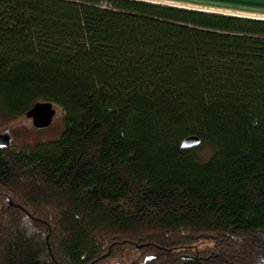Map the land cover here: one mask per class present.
I'll return each mask as SVG.
<instances>
[{
  "label": "trees",
  "instance_id": "1",
  "mask_svg": "<svg viewBox=\"0 0 264 264\" xmlns=\"http://www.w3.org/2000/svg\"><path fill=\"white\" fill-rule=\"evenodd\" d=\"M43 102L59 136L0 147V264H264V21L0 0V116Z\"/></svg>",
  "mask_w": 264,
  "mask_h": 264
},
{
  "label": "water",
  "instance_id": "2",
  "mask_svg": "<svg viewBox=\"0 0 264 264\" xmlns=\"http://www.w3.org/2000/svg\"><path fill=\"white\" fill-rule=\"evenodd\" d=\"M140 2L164 5L180 9L200 11L205 13L226 15L232 17L256 19L264 21V0H135ZM56 107L51 102L36 104L25 116L32 119L36 129L46 128L51 125L56 115ZM201 140L196 136H191L183 142V148H193L198 146ZM12 136L9 130L0 133V147H11ZM8 203L17 208H21L28 216L31 214L21 205L16 204L11 196L3 193ZM49 236H47L48 239ZM141 247V246H139ZM49 251L52 255V252Z\"/></svg>",
  "mask_w": 264,
  "mask_h": 264
},
{
  "label": "rangeland",
  "instance_id": "3",
  "mask_svg": "<svg viewBox=\"0 0 264 264\" xmlns=\"http://www.w3.org/2000/svg\"><path fill=\"white\" fill-rule=\"evenodd\" d=\"M56 115L50 126L42 129H36L32 123V119L27 116H23L17 119H7L0 116V133L5 130H9L12 136V144L16 148H24L32 146L36 142L48 139L57 138L63 128V114L62 110L56 106ZM1 192V191H0ZM3 197L0 195V205L2 204ZM50 234V233H49ZM197 249L203 250L205 247H210L213 242L209 239H204L203 242H197ZM131 258L138 257L142 261L144 255L137 251L136 248L132 249ZM128 260L127 257L113 256L106 260L105 264H125Z\"/></svg>",
  "mask_w": 264,
  "mask_h": 264
}]
</instances>
